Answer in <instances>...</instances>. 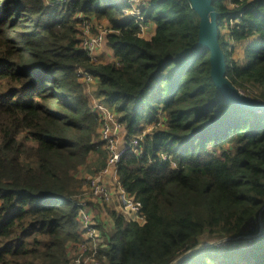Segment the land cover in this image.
Masks as SVG:
<instances>
[{"label": "trees", "instance_id": "obj_1", "mask_svg": "<svg viewBox=\"0 0 264 264\" xmlns=\"http://www.w3.org/2000/svg\"><path fill=\"white\" fill-rule=\"evenodd\" d=\"M213 4L228 81L264 104V0ZM127 8L128 0H0V264H71V247L84 241L72 199L108 157L80 68L131 138L164 118L117 166L143 221L112 211L110 230L98 224L103 264H172L211 240L226 243L178 264H264V111L215 85L192 0H146V37L122 20ZM78 14L109 22L112 62L83 51Z\"/></svg>", "mask_w": 264, "mask_h": 264}, {"label": "built area", "instance_id": "obj_2", "mask_svg": "<svg viewBox=\"0 0 264 264\" xmlns=\"http://www.w3.org/2000/svg\"><path fill=\"white\" fill-rule=\"evenodd\" d=\"M128 3L130 4V8H127L126 11L128 12V14H125L124 17H126V20L135 21L136 25L140 27L141 31L139 34L140 37H142L141 35L143 32H145V29L149 28V26L144 24L145 19L142 14L143 5L146 3V0H128ZM77 19L78 21H80L81 46L83 51L89 56L90 60L93 63H100L101 61L98 53L102 50V48H104L107 40V37L106 35H104L105 33H103V30L107 31V33H110L111 30L108 27L104 29L105 25L103 23L95 22V19L93 20L83 14H78ZM79 73L81 74V79L84 84L85 90H89L91 88V84H96L92 92L95 89L97 91L98 83L96 82V79L91 74L86 72L83 68L79 69ZM241 93V96L244 95L246 96V98L248 97L245 93ZM93 98L95 100L94 110L101 117L100 133L108 160L107 167L97 175L93 176L90 179L88 186L90 194H93L105 200L109 198V188L102 181V173L104 175L113 173L116 176L117 181H119L117 177V166L120 163L123 155L128 151L135 152L139 147L140 142H142L146 138L147 134L143 132V135H140L136 138H131L129 136V133L127 134V132L125 131V123L123 122L121 116L116 112V110L108 106L105 103L104 98L99 94L96 93ZM258 112L261 113L262 110H259ZM163 122V120H160L158 123L154 124L152 130H156L161 127L163 125ZM164 159H166L165 156ZM119 184L121 185L120 182ZM121 188H123L122 185ZM83 195L84 196L82 197L77 196L76 198L72 199L74 204L79 207V218L82 223V230L85 233L83 236L84 241L80 244V247L78 246V253L80 254L76 259L78 260V264H103V262L98 258L101 236L97 225L92 218V215L88 211L89 205L85 197L86 194ZM125 205L128 208L135 207L137 218L132 220H136L138 222L143 221L141 215L142 206L140 203L136 202L135 199L130 196V198H125ZM258 235L260 237L264 235V227L260 233L258 232ZM223 243L226 242H218L220 246Z\"/></svg>", "mask_w": 264, "mask_h": 264}, {"label": "rangeland", "instance_id": "obj_3", "mask_svg": "<svg viewBox=\"0 0 264 264\" xmlns=\"http://www.w3.org/2000/svg\"><path fill=\"white\" fill-rule=\"evenodd\" d=\"M125 14L126 15L128 14V12L126 10L124 12L123 19H126V17H124ZM95 20H96L95 22L103 23L105 25L104 29H106L107 27L110 29V26H109L110 24H109V22H107L106 19L105 20L95 19ZM152 29H153V27L149 26V28H146L145 32H143L141 36L146 37V36L151 35ZM103 33H105L104 35H106L107 40H106V44H105L104 48H102V50L98 53V55L100 56L101 62L110 63L115 59L114 58V52L108 46V34L109 33H107V31H104V30H103ZM235 47H236V53H237L236 60H239L243 57L242 56V50L244 49V46L243 45H237ZM96 82H97V80H96ZM95 85L96 84H91V88L89 90L86 89L87 91H85V94L88 98L90 106L93 109L95 106L94 105L95 100L93 99L92 96H94L97 93L96 89L92 92ZM239 93H241V92H239ZM241 95H242V93H241ZM244 97L246 98V96H244ZM247 98H249V97H247ZM250 99L255 101L253 98H250ZM161 120L164 121V118L161 117ZM124 126H125V131L128 134L129 129L126 127V123L124 124ZM152 127H153V125H149L148 127H146V130H144L143 132L146 133L147 135L153 133V131H155V130L154 129L152 130ZM143 132L141 133V135H143ZM120 138H121V135H120ZM87 175H89V174L84 175V177H86ZM101 176H103V179H102L103 183L109 188L108 189V191H109V198L108 199L104 200L98 196L90 194L88 185L85 187L84 192H83V194H86L85 197H86V200H87L88 205H89L88 211L92 215V218H93L95 224L97 225V228H98V224L103 223V224H105L104 226H105L106 230H110V227H111L112 222H113L111 219V216H110V213L112 211H116L117 214L123 216L128 221L132 220V219H136L137 214H136L135 207L128 208L125 205V198H130V196L127 192L124 191L125 189L123 190V188H121V185L119 184V181H117L116 176L113 173H108L105 175L102 173ZM117 177H118V174H117ZM83 194L81 193L80 195H78V197L84 196ZM261 224H262V226H261ZM261 224L259 221V227H258V229H260L259 233L261 232V230L264 227V225H263L264 221L262 219H261ZM251 226L252 227H249V230H253L255 227L254 224H252ZM98 230H99V233L101 236V240H103L102 232L100 229H98ZM248 234H250V232ZM246 236H248V235H246ZM251 239H252V237H247L245 239L240 238V239L234 240L232 244H234L235 242H239L240 245H248V244L252 243ZM232 244H230V245H232ZM216 245L220 246L218 244L217 240H211V241H207V242L203 243V246L206 248L216 246ZM78 246L80 247L81 245L78 244ZM69 254H70L71 264H78V260L76 258L78 257V255L80 253L77 252L76 247L72 246Z\"/></svg>", "mask_w": 264, "mask_h": 264}, {"label": "water", "instance_id": "obj_4", "mask_svg": "<svg viewBox=\"0 0 264 264\" xmlns=\"http://www.w3.org/2000/svg\"><path fill=\"white\" fill-rule=\"evenodd\" d=\"M194 8L202 14V22L200 24V45L208 48L211 51V67L212 78L218 89L232 103L249 110H263L264 104H260L251 99L244 98L238 90L232 86L226 76V66L224 52L218 42V13L213 4V0H192ZM204 247L203 245L190 250L185 255L181 256L172 264H177L186 256L191 255L196 250Z\"/></svg>", "mask_w": 264, "mask_h": 264}, {"label": "crops", "instance_id": "obj_5", "mask_svg": "<svg viewBox=\"0 0 264 264\" xmlns=\"http://www.w3.org/2000/svg\"><path fill=\"white\" fill-rule=\"evenodd\" d=\"M122 20H123V16H122ZM86 91V90H85ZM93 97V96H92ZM94 99V98H93ZM86 175V174H85Z\"/></svg>", "mask_w": 264, "mask_h": 264}]
</instances>
